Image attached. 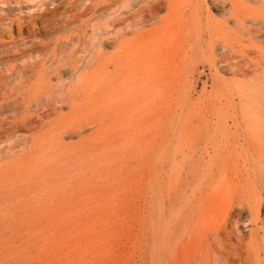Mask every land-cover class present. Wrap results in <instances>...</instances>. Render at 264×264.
Instances as JSON below:
<instances>
[{
	"label": "rangeland",
	"instance_id": "1",
	"mask_svg": "<svg viewBox=\"0 0 264 264\" xmlns=\"http://www.w3.org/2000/svg\"><path fill=\"white\" fill-rule=\"evenodd\" d=\"M239 1L242 13L264 20L261 0ZM86 3L68 8L69 15L79 14ZM90 16H76L69 28L58 33L53 29L35 38L25 34L18 43L8 45L10 57L0 66L5 70L13 63L9 74L15 80L24 75L17 80L26 84L45 68L55 94L46 95L43 101L49 99L47 104L56 106L48 112L32 107L31 117H36L34 110H40L43 125L0 139V264H185L198 256L197 230L207 227L208 221L194 229L191 221L194 216L198 219L205 196L212 193L211 198L216 197L212 205L220 204L221 197L227 199V191L234 186L254 188L253 204H259L258 215L264 220V191L257 190L264 183V138L256 141V149H247L231 118L235 108H263L261 94L247 93L236 85L261 77L264 25L247 22L246 31H242L231 21L227 37L212 30L211 35L198 39L166 35L160 42L148 44L146 49L154 52V59H149L147 72L134 73L133 79L160 75L161 85L153 88L151 82L142 90L129 88L137 102L128 106L125 117V109L118 103L117 111L109 101L122 92L126 100L129 93L108 74L112 65L108 72L94 74L66 94L81 73L94 71L101 56L93 57L99 49L108 57L117 40L136 37L135 32L118 34L105 26L97 34L90 26L83 37L80 21ZM210 16L217 21L224 19L214 9H210ZM156 25H146L143 31ZM99 40L106 42L103 47ZM33 42L37 45L32 51ZM224 43L229 48L225 49ZM77 59H82L80 71L65 75ZM57 65H64L61 80L51 74ZM60 97L65 103H59ZM52 133L51 150L30 157L28 139ZM46 186L56 190L51 192L53 189ZM234 211L228 216V223L235 218L234 225L229 224L235 228L228 226L229 231L233 229L232 239L239 235L248 242L250 233L242 223L237 228L236 216L248 221L249 210L243 214L239 209ZM254 229L260 240L259 254H263L244 246V256L221 264H264V222H258Z\"/></svg>",
	"mask_w": 264,
	"mask_h": 264
},
{
	"label": "bare ground",
	"instance_id": "2",
	"mask_svg": "<svg viewBox=\"0 0 264 264\" xmlns=\"http://www.w3.org/2000/svg\"><path fill=\"white\" fill-rule=\"evenodd\" d=\"M81 1L87 2V5L83 6L81 9L82 11L79 14H74L72 16L69 15L70 10L68 8H73ZM261 1L264 4V0ZM49 7H52L53 9ZM63 7L64 12L61 11V8ZM241 7L242 4L239 0H0V11L4 12L3 14H0V66L5 65L4 61H8H6V57L11 54V51H9L7 48L8 45L18 43L19 38L25 34H28L31 38H35L36 35L42 34V32H50L53 29H56L55 32L58 33V31L60 32L62 29L69 28L74 23V19L78 15H83V17L91 15L89 18L80 21L83 25V37L87 34L90 26L94 34H97L96 31L102 29L104 26L106 28H113V31L116 30V33L118 34L123 32L128 34L129 32H135L136 37L133 39L117 40L114 52L108 57H105V55L102 53L103 51L99 49L98 55L93 57L94 59H97L98 56H101L97 60L98 63L96 64L94 71L85 75L81 73L76 81V84L71 87L69 92L67 91L66 93L67 95L71 93V91L74 90L76 86L78 87L82 85L84 80H88L94 74H98L100 76L102 72H108L107 70H109L110 65H112L113 70L108 72V74L110 73L115 77L116 80L121 82V84L124 85L123 91L127 92L128 90L129 93L127 94L128 96H126V100L122 98L121 94H124V92H122L120 95H116L112 100L110 98L109 101L111 102V105H115L114 108L117 111L120 110V107L116 106V104L118 105L119 103L121 108L125 109L124 116L126 117L127 114H129V112L126 111L128 106L130 107V104L137 102L134 97H131V91L129 88L134 87L135 89L142 90L143 87L151 85V82H153V88H159L161 85L160 75L153 76L152 79H133V77H135L134 73L137 74L147 72L149 70V64H151L149 59H154V52L150 53L146 49L148 44L155 41L160 42L166 35L167 37L170 35L177 36L182 40H187L189 38L198 39L201 37V35L206 33L211 35L210 32H212V30L222 34L223 37H227L226 30L228 29L227 26L231 21L234 22L233 24H235L242 31H246V24L249 23H252L253 25H264V20L257 18L256 15L254 16L251 14V17H248L247 15L249 14H247L246 11L244 13L242 10L244 13L243 14L239 10ZM210 9L221 12L222 16L224 17L223 21L212 19L210 16ZM59 11L62 13H59ZM96 14H98V17H95ZM91 21L95 22L90 24ZM101 21H103V23H100ZM149 24L157 25L152 30L143 31V27ZM4 38L11 39V42L5 43L3 41ZM59 39H56V42H59ZM255 41H257V39ZM105 43L106 42L103 40L99 42L100 47H103ZM36 45L37 44L34 42L32 43V51L33 47ZM223 47L226 49L229 48V45L224 43ZM16 51L23 50L17 49ZM84 51L85 49H83V52ZM227 59L229 60V58ZM81 61L82 59H77L74 62L72 61V68L65 75H72V71H80L79 65ZM8 65L9 67L5 70L0 69V139L19 130L32 132L41 127V125H43V120L39 117L40 110H34V115L36 117L32 118V107H41V109L46 108V112L56 108L54 105L51 106L47 104L49 99L46 103L43 101V97L46 95L52 96L55 94L53 91L54 86L51 85L50 81H48L45 77V68H43L34 81H29V83L26 84L21 82L24 75L19 76L21 78L19 81L17 80L19 77H16V81L13 77V74H9V72H12L11 68L14 65L13 63ZM44 65L45 64H42V67H44ZM62 67H64V65H57L51 71V74L57 76L59 80L64 78L61 74ZM104 77L105 76H102V78ZM236 86L241 90L243 89L242 91L247 93L251 92L262 95V110L259 109L258 111H255L253 106L246 105L242 106L240 110L235 108L231 115L233 125L237 128L235 132L238 133L239 130H241V132L238 133V137H243V140L246 141V144L248 145L247 149H256V141L261 139V136L264 138V67L261 68V77L258 76V78H255L251 82L239 83ZM59 103H65V99L60 97ZM50 106L51 108H49ZM19 109H22L20 114L17 113ZM28 140V142L31 143L30 157L33 158L38 156V154L43 150L52 148L54 145V134L52 133L50 135L44 134L37 136L33 135ZM215 145V143L212 144V147L215 148ZM26 169H28V167ZM219 170L220 169H218V171ZM46 187L53 189L51 192L56 190L54 186ZM227 187L228 186H225V191L227 190ZM258 188L259 189L257 190L259 192L264 191V183H262V185H260ZM217 189L218 187H214V191H217ZM199 190V196H201L202 187H200ZM152 191L151 201H153L154 189H152ZM221 191H223V189ZM227 192H229L230 196L227 199H224L222 196L221 203L217 205H212L213 199H216V197H213L212 199L211 196L213 194H207L204 198V203L201 204L198 209V219H196V216L191 219L192 223L194 224V229H198V225L200 223H205L206 221H208V223L204 231L201 230L199 232V230H197L199 248V250H197L198 256L193 258L191 257V260H186L185 264H221L223 261L229 263V261L231 262V259L241 257L244 246H252L253 248L255 247V250L257 251L256 254H259L258 242L260 240L258 241L259 238L257 237V230L254 228L258 222L263 224L264 220L261 221L258 215L259 204H253L255 202L254 188H251L250 186H234L233 190H229ZM236 209H239L238 213H240L241 210L242 214L244 211H246V209L249 210L250 217L248 221H246L247 219H242L241 217H237L235 215L237 218V228L242 223V225L246 227V230L250 233L248 242H244L245 239L239 235L237 239L233 241V229L232 232L229 231L231 228L228 229V226H232L229 224H231L235 219L234 216H230L229 218L233 217L234 219L232 221L230 220L231 223H228V216ZM245 216L247 215L245 214ZM248 222L253 224L255 227L253 229L251 227H247L245 223ZM194 232L196 234L195 230ZM192 233L193 231L190 235H192ZM154 247L152 249H154ZM251 250L254 249H250L249 252ZM260 254L263 253L261 252ZM257 260L260 261L259 257Z\"/></svg>",
	"mask_w": 264,
	"mask_h": 264
}]
</instances>
